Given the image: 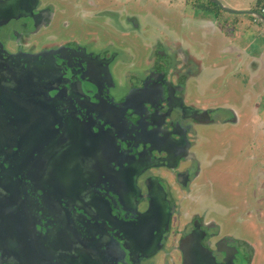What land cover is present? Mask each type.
Returning a JSON list of instances; mask_svg holds the SVG:
<instances>
[{"label":"flooded vegetation","instance_id":"flooded-vegetation-1","mask_svg":"<svg viewBox=\"0 0 264 264\" xmlns=\"http://www.w3.org/2000/svg\"><path fill=\"white\" fill-rule=\"evenodd\" d=\"M10 1L13 15L0 7V264H245L236 237L180 207L202 187L197 127L221 119L194 117L205 106L187 104L184 67L162 61L117 80L115 52L36 46L51 10Z\"/></svg>","mask_w":264,"mask_h":264},{"label":"rangeland","instance_id":"rangeland-1","mask_svg":"<svg viewBox=\"0 0 264 264\" xmlns=\"http://www.w3.org/2000/svg\"><path fill=\"white\" fill-rule=\"evenodd\" d=\"M111 1L44 0L52 12L51 22L33 36V44L69 41L115 52V77L121 81L134 80L135 73L143 76L162 61L169 65L173 54L167 51L165 41L170 34L184 38L196 56L207 53V68L187 64L177 77L187 80L191 94L187 104L205 106L194 117L201 119L210 110L221 117L197 127L202 135L193 142L196 146L191 155H196L194 161L202 166V187L193 198L180 200V207L206 212L210 233L221 231L232 240L236 237L234 246L242 263L248 264V257L251 264H264V56L263 69L259 66L255 70L254 65L242 69L241 65L228 63L232 55L222 60L218 52L221 44L210 45L211 40L220 41L214 26L220 10L211 2L212 11L201 8L193 14L192 7L179 6L176 0ZM257 1L264 3H254ZM127 12L134 14L133 19H126ZM200 13L207 21L200 18ZM250 26L258 32V24ZM257 34L255 38L261 44L264 37ZM214 61H221L222 68H212ZM189 71L192 74L186 78ZM189 105L187 108L192 110Z\"/></svg>","mask_w":264,"mask_h":264},{"label":"crops","instance_id":"crops-1","mask_svg":"<svg viewBox=\"0 0 264 264\" xmlns=\"http://www.w3.org/2000/svg\"><path fill=\"white\" fill-rule=\"evenodd\" d=\"M178 1L179 6H190L193 9L190 11L194 14L198 11L211 10L210 0H176ZM227 6L231 8H235L238 10H256L262 13L261 7L264 6V3L261 1H257L256 4L254 0H221ZM115 1H111V4H114ZM97 4V3H96ZM220 7V6H219ZM110 9V8H109ZM108 10V9H107ZM220 11H217V22L215 21V28H218V35L220 41L211 40L210 45L214 47L216 44H221L219 48V56L221 55L222 60L226 58L228 55H232V57H228V63H235L237 65H241L242 69L245 66H253L255 70L257 67L263 69V58L264 56V41H260L261 44H258V40L255 38L256 34L258 36L264 37V22L258 17L254 16L250 13H232L225 11L221 7ZM106 11V10H104ZM111 11V10H109ZM117 11V10H116ZM212 11V10H211ZM222 11V13H221ZM120 12V11H119ZM119 12H116L119 14ZM225 13V14H224ZM126 19H133L134 14L127 12ZM264 15V13H262ZM231 15V16H229ZM198 19L197 16H194ZM200 18L205 19L207 21V17L203 16V13H200ZM196 24L199 21H194ZM256 23L259 25L256 33V29L250 30V24ZM167 45V51L173 54V59L176 61L179 67H186L187 64H195L197 68H207L205 67V61H207V53H201L200 55L193 54L194 52L190 50L188 44H186V40L180 36H176L174 34L167 38L165 41ZM181 43L183 45V50L181 48ZM190 45V44H189ZM261 49V50H260ZM180 50L182 51V55L179 54ZM260 50V51H259ZM196 52V51H195ZM259 52V54H258ZM228 53V54H227ZM226 60V59H225ZM221 61H214L211 64V67L214 69H221L223 64H219ZM181 64V65H180ZM192 73H190L191 76Z\"/></svg>","mask_w":264,"mask_h":264},{"label":"water","instance_id":"water-1","mask_svg":"<svg viewBox=\"0 0 264 264\" xmlns=\"http://www.w3.org/2000/svg\"><path fill=\"white\" fill-rule=\"evenodd\" d=\"M210 1L218 4L225 11L232 12V13H250V14H253L254 16L258 17L259 19H261L264 22V15L262 13H260L259 11H256V10H238V9L231 8V7L227 6L221 0H210ZM14 5L15 4L13 3V1H10V0H1L0 1V7L3 8V12H5L4 14L7 16L14 14V12H13L14 11L13 7H15ZM45 13H48V11H46ZM151 213H154V210H152ZM226 252H227L228 257L235 255L234 252H232V253H229L228 251H226ZM209 254L211 255V253H209ZM209 261L210 260H208L206 262L202 261L201 264H213ZM231 261L233 262V260H231ZM184 264H190V263H189V261L188 262L186 261Z\"/></svg>","mask_w":264,"mask_h":264},{"label":"trees","instance_id":"trees-1","mask_svg":"<svg viewBox=\"0 0 264 264\" xmlns=\"http://www.w3.org/2000/svg\"><path fill=\"white\" fill-rule=\"evenodd\" d=\"M211 4H214V5H216L217 7H219V5L218 4H216V3H214V2H211ZM220 8V7H219Z\"/></svg>","mask_w":264,"mask_h":264},{"label":"built area","instance_id":"built-area-1","mask_svg":"<svg viewBox=\"0 0 264 264\" xmlns=\"http://www.w3.org/2000/svg\"><path fill=\"white\" fill-rule=\"evenodd\" d=\"M261 12L264 13V7L261 9Z\"/></svg>","mask_w":264,"mask_h":264}]
</instances>
